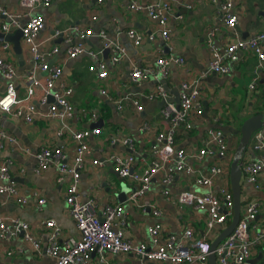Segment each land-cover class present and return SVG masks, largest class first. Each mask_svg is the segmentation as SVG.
<instances>
[{
    "label": "crops",
    "instance_id": "0c3cea01",
    "mask_svg": "<svg viewBox=\"0 0 264 264\" xmlns=\"http://www.w3.org/2000/svg\"><path fill=\"white\" fill-rule=\"evenodd\" d=\"M169 2L172 16L168 19L167 27L170 29L169 39L163 42L160 36L161 27L146 11L130 12L127 9L126 0H104L97 4L96 0H54L50 5L40 7L31 12V15H40L44 18V27L35 39L41 52L49 53L55 46L58 52L49 54L46 61L49 64L60 65L62 75L56 82H66L72 85L73 93L69 98L73 105L71 116H67L65 123L75 129H84L90 126L86 118L95 113L97 120L103 123L98 136H91L88 141L93 150L92 158H102L108 153L128 154L129 150L122 142L131 137L135 143V170H141L145 163L141 158L150 159L149 151L154 138L162 128L160 122V110L163 106H151V102L144 101V109L136 111L134 106L126 101L121 110L115 108V100L126 94H134L136 97L144 92H150L155 81L146 78L140 85L130 83L129 72L133 66L144 67L152 64L158 56L182 57V64L170 67L164 87L172 101L174 91L179 88L182 81L195 82L199 80L203 87L202 104L203 113L191 119L192 126L185 129L181 126L175 135L174 147L190 148L196 150L202 146L204 137L209 128H220L227 143V155L219 157L209 155L195 165L193 174L184 175L174 173L172 182L168 186L170 198L162 194L163 186L158 182L159 175L152 180L150 189L141 198L147 205H153L162 212L160 217L152 213L149 206L145 209L137 207L129 202L130 191L138 188V183L128 178H121L111 166H94L88 164L79 179V201L84 202L90 198L96 201L95 211L98 213L105 203H121L125 214V233L136 241H147V227L159 223L165 233H178L186 226L194 227V236L205 233L203 212L192 206L179 207L175 196L183 191L201 193L204 187L193 184V175L207 171L213 164L226 167L222 177L217 179L212 187L215 193H219L222 186H227L231 191L230 167L240 147V127L243 121L258 112H264V62L259 68L257 57L249 51L240 52V59L231 64L227 74H207L204 72L208 67L210 52L206 39L210 31L213 32V44L223 48L232 36L220 19L219 6L212 0H138L141 4ZM2 6L10 12H23L18 0H0ZM190 6V7H187ZM234 10L238 16L236 25L239 38H246L264 24V0H234ZM96 15L93 20L92 16ZM7 18L0 14V24ZM26 17L20 18L24 23ZM91 27L94 31L105 29L113 42H118L126 48V55L116 64L110 62L112 51L104 57L100 53L92 57L86 51L75 58H68L66 50L68 41L66 38L52 37L57 29L68 27ZM134 28L143 34L153 33L155 38L135 46L127 37L126 31ZM18 28H13L4 34H13ZM71 37V38H70ZM67 37L72 42L79 39L74 31ZM61 38L60 41H57ZM89 42L83 43L85 49L100 51L97 38L91 37ZM4 42L9 43V48L4 57L10 60L16 68V76L13 81L20 95L24 92L23 79L25 73L32 69L33 60L28 52V47L23 43L22 58L13 49L11 41L0 38V47ZM264 51V40L261 43ZM99 61L107 65V78L100 82L96 78V72L90 69ZM258 75V81L253 89L249 87L252 79ZM36 79L44 83L46 74L41 71L35 72ZM7 80L0 71V95L5 92ZM101 87L106 91V96L100 92ZM42 91L37 88L32 102L37 103V110L41 113L47 110L45 105L38 104ZM157 102L162 100H156ZM155 102V101H153ZM175 103V102H174ZM86 112V117L83 116ZM143 122L151 124V128L145 133H140L138 127ZM60 126L59 120H45L35 118L32 123H27L20 118L9 114L0 113V127L17 140L15 144L4 141L0 148V163L5 159L10 160L9 171L14 178L19 193L27 198L25 204L17 203L14 198L3 197L4 203L0 205V216L15 215L29 223L30 233L41 241L42 249L36 252L32 244L23 239L21 234L5 240L0 237V264H50L51 258L45 254L44 247L47 244V229L40 221L53 218L61 227L62 238L67 236L79 237L73 218L67 212L66 194L70 176H65L57 181L58 171L51 166L46 170L36 173L35 151L43 144L52 147H60L68 161L74 154V144L69 137L56 138L53 131ZM264 134V128L260 129ZM259 130V131H260ZM258 131V130H257ZM256 132V131H255ZM254 134V133H253ZM112 138L116 141L112 142ZM252 140V138H251ZM251 143V141H250ZM250 143L244 148L247 157L253 159L258 152L251 150ZM259 188L250 184L241 175V214L250 199L260 202L258 212L253 223L256 226H264V170L259 173ZM127 188L125 198L118 200L121 191V183ZM43 198L42 205L37 204V198ZM230 222V221H229ZM228 225V224H227ZM224 229V228H223ZM222 229V230H223ZM218 226L207 233L211 240L221 232ZM213 242V241H212ZM11 254H8V252ZM110 259L119 264H132L135 261L133 254H117ZM91 264H102L98 261L97 254L92 256ZM151 264H173L165 261H156ZM247 264H264V239L259 242Z\"/></svg>",
    "mask_w": 264,
    "mask_h": 264
},
{
    "label": "built area",
    "instance_id": "2783aa9c",
    "mask_svg": "<svg viewBox=\"0 0 264 264\" xmlns=\"http://www.w3.org/2000/svg\"><path fill=\"white\" fill-rule=\"evenodd\" d=\"M54 0H18L23 12L7 11L0 3V14L7 18L0 24L2 32H9L13 28L21 30L22 41L28 47V52L33 60L32 69L25 73L23 79L24 92L20 95L16 89L13 78L16 76L14 64L4 57L9 48V43L4 42L0 47V71L8 81L6 89L0 95V113L9 114L20 118L27 123H32L35 118L45 120H59L60 126L53 131L54 137H69L74 144V154L70 161L60 147H52L50 144H43L35 151L34 157L36 173L42 172L53 166L58 171L57 181L65 176H70L67 187L66 203L67 212L73 218L79 237L67 236L62 238L61 227L53 218L41 220V225L47 229V244L44 247L45 254L51 258L50 264H91L92 256L97 254L98 261L102 264H119L110 259V256L117 254H133L135 261L132 264H151L156 261H165L173 264H208V256L214 253L217 264H247L251 258L256 245L264 239V226H256L252 221L258 212L260 202L256 199L248 200L244 212L234 227L217 246L211 250L213 239L207 233L220 227L221 230L227 226L233 214V194L227 186H222L219 193H215L212 187L217 179L225 173L226 167L213 164L207 171L198 172L193 175V184L204 187L201 193L183 190L175 196V201L179 207L183 205L192 206L194 209L203 212L205 233L201 236H194V227L186 226L178 233H165L159 223H154L147 227V241L136 242L130 239L124 229L125 214L121 203H105L100 211H95L96 201L90 198L84 202L79 201L78 182L84 168L88 165L111 166V168L121 177L128 178L138 183V188L130 191L128 200L141 209L152 208V213L160 217L162 212L153 205H147L141 198L150 189L152 180L159 175L158 182L163 186L162 194L170 198L168 186L172 182L174 173L184 175L193 174L195 165L199 164L203 158L209 155L225 157L227 155V143L220 128H209L204 137L202 146L196 150L183 147L175 148V135L181 126L190 129L191 119L200 117L203 113L202 95L203 87L199 80L195 82L182 81L178 88V106L169 98V94L164 87V82L169 74L172 65H179L184 62L182 57L158 56L152 64L144 67L133 66L129 72L130 83L140 85L144 79L152 78L155 86L150 92H144L134 97L132 94L115 100V108L121 110L124 103L129 101L136 111H142L144 104L141 98L147 102L163 100L165 103L160 110V122L162 128L154 138L150 146L151 158L140 160L149 161L145 163L141 170H135V143L131 137L125 138L122 142L128 148L129 153L122 155L119 153H108L102 158H92V148L88 141L91 136H98L101 127H87L75 129L65 123L67 116H71L73 105L70 97L73 87L66 82H56L62 75L60 65L49 64L46 57L49 54L58 52L57 47H53L49 53L41 52L35 39L44 27V18L40 15H31V12L50 5ZM104 0H96L101 4ZM127 9L130 12L146 11L150 18L154 19L161 27L160 36L165 42L169 39L170 29H168V19L172 16L169 2L141 4L138 0H126ZM218 4L220 19L228 32L234 36L223 48L213 44V32L208 33L206 39L210 52V60L204 74H227L230 72L231 64L240 59V52L249 51L256 55L257 66L260 68L264 62V51L262 41L264 40V24L261 29L246 38H239L236 25L238 16L234 10V0H212ZM187 7H190L187 5ZM26 17L24 23L19 19ZM97 17L94 14L92 19ZM74 31L79 39L76 42L67 37ZM127 37L135 46H139L145 41L155 38L153 33L143 34L134 28L126 31ZM52 37L66 38L68 47L66 50L68 58H75L77 55L87 52L92 57H97L103 53V49L112 51L110 62L118 63L125 55L126 48L118 42H113L107 35L105 29L97 32L91 27L73 26L54 31ZM91 37L97 38L98 49L94 52L85 49L83 43ZM71 38V37H70ZM90 69L96 72L98 81L103 82L107 78V65L104 61H99ZM44 72L47 76L44 83L36 79L35 72ZM258 81L256 75L249 87L253 89ZM42 91L38 104L45 105L47 110L43 113L37 110V103L32 102L36 89ZM100 92L106 96V91L101 87ZM7 104V108L4 105ZM86 117V112L83 111ZM89 123L97 122L95 113H91L86 118ZM90 124V125H91ZM151 128V124L143 122L138 127L140 133H145ZM4 141L15 144L16 138L8 134L0 127V148L4 146ZM116 138H112V142ZM251 150L258 152L253 159L245 155L244 149H239L234 160L239 165L241 174L246 180L256 188L260 187L258 175L264 170V134L262 130L254 132L250 143ZM233 160V161H234ZM10 160L5 159L0 163V205L4 203L3 197H11L17 203L25 204L27 198L21 195L17 189V184L9 171ZM37 198V204L42 205L45 200L33 193ZM21 234L24 240L32 244L36 252L42 249L41 241L35 238L29 230V223L18 216H0V237L9 240ZM8 254H11L9 251Z\"/></svg>",
    "mask_w": 264,
    "mask_h": 264
},
{
    "label": "water",
    "instance_id": "95a60500",
    "mask_svg": "<svg viewBox=\"0 0 264 264\" xmlns=\"http://www.w3.org/2000/svg\"><path fill=\"white\" fill-rule=\"evenodd\" d=\"M22 32L20 29H17L13 34H4L0 33V38H3L4 40L11 41L13 44L14 51L18 54L19 59L22 58V48L20 44ZM61 38H58L57 41H60ZM90 40H86L85 42H89ZM108 49H103V55L104 57L107 56ZM165 83V81H163ZM174 98H172V102L176 103V106H178L179 96H178V90L176 89L174 91ZM164 101H155L151 102L149 105L151 106H163ZM103 123L102 119H99L97 122L92 123L90 127H101ZM264 128V112H258L254 115L249 116L246 118L240 127V147L242 149L246 148L248 144L251 141L252 135L255 131L260 130ZM237 161H233L231 163L230 167V185L232 189L233 194V214L230 219V222L228 225L222 230V232L213 240L211 244V250H213L219 242H221L230 232L234 229L236 226L240 215H241V201H240V194H241V171L239 168V165L236 163ZM124 182L121 183V191L118 193V200L122 201L125 198V192L127 191V188L124 186ZM208 264H217L216 263V257L214 253H211L208 256Z\"/></svg>",
    "mask_w": 264,
    "mask_h": 264
},
{
    "label": "clouds",
    "instance_id": "9594fccd",
    "mask_svg": "<svg viewBox=\"0 0 264 264\" xmlns=\"http://www.w3.org/2000/svg\"><path fill=\"white\" fill-rule=\"evenodd\" d=\"M4 107L7 108V104H5Z\"/></svg>",
    "mask_w": 264,
    "mask_h": 264
}]
</instances>
